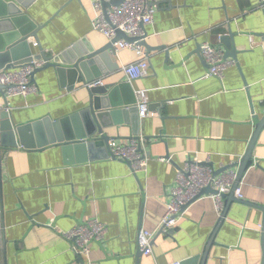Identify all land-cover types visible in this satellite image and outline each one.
Listing matches in <instances>:
<instances>
[{
	"label": "crops",
	"instance_id": "crops-1",
	"mask_svg": "<svg viewBox=\"0 0 264 264\" xmlns=\"http://www.w3.org/2000/svg\"><path fill=\"white\" fill-rule=\"evenodd\" d=\"M92 1L14 0L11 10L0 2V48L15 39L18 23L23 28L37 24L40 37V43L30 36L16 48L20 59L27 52L37 56L39 44L56 55L74 45L80 50L89 44L96 49L106 45L108 38L92 27ZM157 2L155 22L146 27L149 74L129 79L121 63L137 55L125 49L120 55L112 53L118 69L99 78L114 84L113 90L119 87L115 102L126 104L124 114L107 120L113 121L106 129L113 136L110 140L127 145L139 136L142 151L151 158L146 172L135 175L129 162L111 157L87 160V150L59 144L4 148L0 264H197L192 259L204 251L222 212L211 195L193 202L172 233L157 235L148 255L140 250L139 233L157 227L171 199L177 169L194 154L218 169L241 160L249 149L254 119L264 116V6L261 0ZM13 9L21 13L12 17ZM230 29L235 32L237 62L222 80L207 76L209 68L198 46L209 41L226 50L220 36ZM162 45L169 48L170 57ZM35 78L38 90L27 97L6 99L0 92L1 109L11 112L15 126L45 116H70L89 104L82 81L68 77L63 85L51 67L38 71ZM143 88L150 114L141 117L137 93ZM33 139L23 133V141ZM252 155L254 163L239 187L243 199L264 207V130ZM229 209L206 264H264V209L239 201H232ZM94 217L105 222L108 235L92 244L90 256L81 260L63 232Z\"/></svg>",
	"mask_w": 264,
	"mask_h": 264
},
{
	"label": "built area",
	"instance_id": "built-area-1",
	"mask_svg": "<svg viewBox=\"0 0 264 264\" xmlns=\"http://www.w3.org/2000/svg\"><path fill=\"white\" fill-rule=\"evenodd\" d=\"M103 1L106 0L92 1L93 14L91 23L93 29L102 33L109 41H112L117 36V29L131 37L137 38L134 41L125 38L115 41L111 53L120 55V52L125 49L135 52L137 58L134 61L121 63V69L126 71L130 80L148 75L150 72L149 54L142 41L148 36L146 27L155 22V8L152 3L158 0H123L120 5H112L108 8L110 20L105 17ZM261 5L264 6V0H261ZM201 51L209 68L207 76H215L222 80L226 69L236 63L232 58L225 60V50L209 41L201 44ZM45 63L44 59L34 56L31 61L25 64L2 67L0 69V92H3L6 99L15 95L21 94L27 97L32 93H36L38 85L33 81V72ZM103 83L102 79H98L90 81L86 85L90 87ZM137 95V105H139L141 117L149 115L147 89L139 90ZM109 142L111 158L129 162L131 171L135 175L139 172H146L151 158L149 154L142 151L141 142L138 139H131L127 145H123L115 139ZM207 156L208 160H210L211 156L209 154ZM215 170L210 164H204L199 154H194L183 166L177 169L175 183L171 190V199L167 204L165 215L154 230L143 229L139 233V247L143 254L148 255L154 251L152 243L159 233H169L171 229L178 225L183 213L200 194L202 188L211 186L218 191L217 194L206 195H211L214 198L219 211L223 210L222 193L231 192L237 173L235 170H225L215 174ZM235 191L238 197L243 198V193L239 186ZM185 205H188V207L182 212V207ZM108 231L105 222L99 217H94L79 222L77 226L63 233L69 243V248L72 249L77 258L83 260L90 256L92 244L95 242L101 243L107 238Z\"/></svg>",
	"mask_w": 264,
	"mask_h": 264
},
{
	"label": "water",
	"instance_id": "water-1",
	"mask_svg": "<svg viewBox=\"0 0 264 264\" xmlns=\"http://www.w3.org/2000/svg\"><path fill=\"white\" fill-rule=\"evenodd\" d=\"M0 2L7 6L9 10L14 8V0H0ZM122 2L123 0H106L102 2L104 14L108 20H110L108 17V8L112 5H120ZM157 4L158 2H154L152 3V6ZM12 12L15 13V16L13 15L12 17H16V14L21 13L16 9H13ZM11 15L12 14L10 13V16ZM18 26L19 30L18 32H15V39L9 43V46L7 45L0 48V69L2 67L19 66L31 61L34 58V55H32L33 53L27 52L25 54L27 55L26 58L20 59V57L18 58V56L15 55V51L17 50V47L26 44L29 39L28 37L30 36L37 38L40 43V37H38L39 28L37 24L35 25L34 23L33 28H23V25L19 23ZM116 35L117 36L112 41H108L106 45L100 48L96 49L89 44L88 48H82L80 50L74 45L72 46L71 51L65 52L61 55L53 53L48 54L43 49L41 44H39L40 52L39 54H36V58H42L46 61V63L33 72V81H36L35 77L38 71L51 67L58 72L63 85L66 84V78L68 77L72 82L82 81L89 92V104L86 108L80 110L79 112L73 113V115L56 119L45 116L33 121L32 123L23 124L20 127L13 124L11 112L9 110L0 109V151L4 148L18 147L20 144L29 148H39L59 144L65 149L72 147L73 149L75 148L80 151L87 150V152L90 153L87 160H92L97 156L99 158H110L111 152L109 141L113 136H111L106 129L113 125V121L107 120L110 116L112 117L113 114H124L126 104L123 102H115L116 98L114 91H118L120 88L116 86V89L113 90L115 87L114 84L103 83L101 85H93L90 87L86 84L90 83V81L98 80L100 77L108 75L110 72L118 69L119 64L115 61L111 53V49L115 41L124 38L130 41L137 39L131 37L120 29L116 30ZM234 38L235 32L230 29V33L222 34L220 36V42L226 45L225 60L232 58L237 62L238 50L235 48ZM142 44L145 46L147 52L151 49V46H149L146 39L142 41ZM160 48H164L168 57H170V50L167 46L162 45ZM197 52H202L201 44H199ZM254 120L256 122V129L252 135L251 143L249 145V149L245 153V156L241 160L234 161L232 164L225 165L215 170V174L225 170H236L237 178L231 192L222 193L224 205L219 220L215 226L216 228L209 237L202 254L192 259L193 263L197 262V264H206L212 244H214L215 237L229 213V207L232 201L244 202L251 206L255 205L264 209L263 206H260L255 202H250L246 199L238 197L235 191L245 175L246 170L254 163L252 152L259 139L260 133L264 130V116L262 118H255ZM24 132L34 137V139L31 142H26L25 140L23 141L22 138ZM9 137H11L12 140H8ZM132 138L139 139V136H134ZM165 157L171 158L169 155H166ZM203 163L211 165V163H207L205 161H203ZM235 167H237V169H235ZM217 192L218 191L213 189L211 186H206L200 190V194L192 202L200 199L203 195L217 194ZM188 205L182 207V212L188 207ZM173 231L174 229H171L169 233H172Z\"/></svg>",
	"mask_w": 264,
	"mask_h": 264
}]
</instances>
